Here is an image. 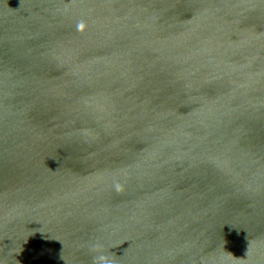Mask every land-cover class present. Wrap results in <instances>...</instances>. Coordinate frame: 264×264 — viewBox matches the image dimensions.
Listing matches in <instances>:
<instances>
[{"label": "water", "instance_id": "water-1", "mask_svg": "<svg viewBox=\"0 0 264 264\" xmlns=\"http://www.w3.org/2000/svg\"><path fill=\"white\" fill-rule=\"evenodd\" d=\"M0 264H264V0H0Z\"/></svg>", "mask_w": 264, "mask_h": 264}]
</instances>
